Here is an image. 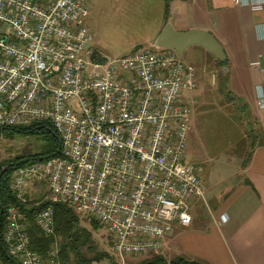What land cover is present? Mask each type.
I'll use <instances>...</instances> for the list:
<instances>
[{"label":"built area","instance_id":"1","mask_svg":"<svg viewBox=\"0 0 264 264\" xmlns=\"http://www.w3.org/2000/svg\"><path fill=\"white\" fill-rule=\"evenodd\" d=\"M86 1L0 0V127L53 126L60 156L17 168L14 198L27 204L32 188L46 189L45 200L99 223L110 254L125 264L160 253L174 226L191 224V201L204 199L203 180L186 159L191 107L182 97L197 85L193 66L175 52L92 51ZM257 104L264 108L261 93ZM23 219L17 206L6 208L8 255L17 264H58L56 252L42 258L30 249ZM34 222L54 234L51 207Z\"/></svg>","mask_w":264,"mask_h":264},{"label":"crops","instance_id":"2","mask_svg":"<svg viewBox=\"0 0 264 264\" xmlns=\"http://www.w3.org/2000/svg\"><path fill=\"white\" fill-rule=\"evenodd\" d=\"M244 1L261 9L233 0H175L166 20L175 31L203 30L220 43L227 61L222 79L259 128L247 160H225L218 174L212 164L201 166L200 150L194 152L200 158L188 159L197 139L191 117L186 159L203 173L204 199L191 201V224L174 226L164 248L204 264H264V108L257 104L264 95V0Z\"/></svg>","mask_w":264,"mask_h":264},{"label":"rangeland","instance_id":"3","mask_svg":"<svg viewBox=\"0 0 264 264\" xmlns=\"http://www.w3.org/2000/svg\"><path fill=\"white\" fill-rule=\"evenodd\" d=\"M85 5L88 10L85 27L91 36L90 48L95 53L125 57L135 48L160 50L153 42L167 23L169 13L166 15L164 12V0H87ZM180 60L193 66L192 78L197 85L182 94L184 103L191 107L190 129L192 117V132L197 135L187 154L188 159L194 162L200 158L194 153L200 150L201 166L212 164L217 168V173L222 174L223 161L231 158L243 162L247 160L252 149L250 145L254 144V140L255 143L259 141V128L252 117H247L241 106L240 109L236 106L239 100L231 93L226 80L222 79L225 66H220L211 54L196 45L187 48ZM46 144L39 135L0 131V163L36 155ZM196 173L200 178L203 176L198 169ZM46 196V189L36 187L30 190L28 200L44 202ZM78 218L81 227L91 232L94 242L91 251L84 248L82 252L87 257L95 253L107 254L93 264H117L116 258L110 254L111 240L102 226L98 231H93L89 219ZM59 241L57 237L50 251L57 254ZM69 255V264H75L73 254ZM154 255L161 256L166 262L180 256L169 250L168 246ZM151 256H131L125 264H138ZM57 263L61 264L58 259Z\"/></svg>","mask_w":264,"mask_h":264},{"label":"trees","instance_id":"4","mask_svg":"<svg viewBox=\"0 0 264 264\" xmlns=\"http://www.w3.org/2000/svg\"><path fill=\"white\" fill-rule=\"evenodd\" d=\"M175 0H164V12H169L170 3ZM227 61L220 63V66H226ZM0 131L7 134L21 133L41 136L47 144L38 154L16 159L14 161H3L0 163V262L2 264H17L7 253L6 247L2 242V234L5 225V212L8 206H17L24 215L23 223L26 227V233L29 238L30 249L40 255L47 257L51 248L59 237L57 259L61 264L70 263V255L73 254L75 264H93L107 254L95 253L92 257H87L82 250L86 248L91 251L94 245L93 236L90 231L81 227L80 219L74 213L72 208L64 203H51L47 200L29 201L27 204H19L11 191V180L17 168L30 162L44 161L60 156L61 142L60 137L48 122H36L26 127H1ZM262 134V133H261ZM255 144V140H254ZM253 144V145H254ZM29 196V195H28ZM51 207L54 212V234L44 235L35 225L34 217L37 212L44 207ZM88 219V218H85ZM90 226L93 231L100 229L99 223L92 219ZM150 256V255H146ZM138 264H204L193 259L177 257L166 262L159 255H152L149 259Z\"/></svg>","mask_w":264,"mask_h":264},{"label":"water","instance_id":"5","mask_svg":"<svg viewBox=\"0 0 264 264\" xmlns=\"http://www.w3.org/2000/svg\"><path fill=\"white\" fill-rule=\"evenodd\" d=\"M153 45L165 51L175 52L180 59L187 48L196 45L211 54L219 63L226 60L223 47L209 32L196 29L175 31L169 23L163 26ZM223 71L226 72V69L223 68Z\"/></svg>","mask_w":264,"mask_h":264}]
</instances>
